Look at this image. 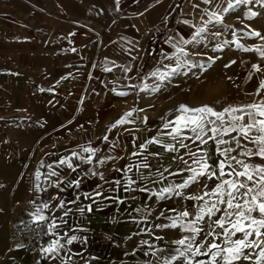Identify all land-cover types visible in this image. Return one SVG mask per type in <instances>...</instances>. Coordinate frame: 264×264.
Returning <instances> with one entry per match:
<instances>
[{"label":"crops","instance_id":"obj_1","mask_svg":"<svg viewBox=\"0 0 264 264\" xmlns=\"http://www.w3.org/2000/svg\"><path fill=\"white\" fill-rule=\"evenodd\" d=\"M71 1L72 8L44 11L47 21L60 19L65 38L54 45L33 38L16 54L27 61L18 78L36 96L21 106L23 122L34 117L41 129L25 207L47 220L56 237L43 250V264H207L218 251L212 244L234 247L230 241L245 239L229 232L238 217L226 215L233 210L219 202L229 199L224 181L256 188L235 173L246 164L258 180L254 170L264 167V158L224 157L219 141L228 131H209L217 122L204 134L175 123L181 105L194 107L187 99L178 103L179 90L166 87L172 77L162 74V60L170 65L175 57L154 52L155 45L163 49L165 36L160 2L145 9L143 0L119 7L114 0ZM69 10L75 19L61 23ZM179 35L175 30L171 37L174 48ZM54 56L67 61L57 73ZM51 114L58 121L52 131ZM221 185L223 196L217 194ZM236 197L234 204L250 200ZM247 239L258 243L255 234ZM248 248L255 260L258 247Z\"/></svg>","mask_w":264,"mask_h":264},{"label":"rangeland","instance_id":"obj_2","mask_svg":"<svg viewBox=\"0 0 264 264\" xmlns=\"http://www.w3.org/2000/svg\"><path fill=\"white\" fill-rule=\"evenodd\" d=\"M143 1L146 2L143 8L152 6L147 3L153 0ZM114 2L119 7L126 0ZM155 3L156 7L159 5L162 9L165 31L160 42L163 49L155 45V55L175 57V62L173 60L170 65L162 60V74L172 77L170 85L169 81L166 87L179 90L178 103L187 99L193 102L194 109L208 106L224 114L222 126L215 117H207V120L217 122L221 130L228 129L226 137L219 141L224 157L229 159L241 153H251V156L261 158L257 154L258 145L252 142L253 137L261 135L256 131L259 125L249 132L247 138L240 133L239 128L264 120L251 107L264 105V57L257 51H264V0H240L239 3L237 0H156ZM47 7L68 9L73 7V2L0 0V75L3 76L0 81V264H30L22 247L12 245L10 226L12 210L16 206L26 209V185L32 178L30 171L37 162V154L41 152L40 143L35 142L41 135V129L34 117L27 118L33 121L28 125L23 122L26 117L21 106L31 103L35 93L32 89H26L28 81L18 78L19 75L25 76L23 71L26 70L27 61L16 54L24 50L22 48L30 44L33 38L43 36L54 45L57 44V38L66 37V33L56 24L60 22L58 17H50L47 21L44 16ZM69 11V16L60 17L64 20L61 23L75 19L73 10ZM175 30L180 34L176 48L171 42ZM54 57L59 59L51 68L57 73L67 61L64 56ZM19 67L21 72H18ZM17 82L22 83L18 90ZM35 90L38 92V89ZM37 104H41L39 96ZM230 108H242L244 112L230 115L225 112V109ZM34 115L39 117L41 111H35ZM240 115L244 116L243 120H233V116ZM50 123L52 131L58 125L52 114ZM233 125L236 131L231 130ZM30 126L33 128L30 129ZM262 241L264 235L258 237V255L255 260L246 247L233 264H257L258 261L264 264L259 256L264 250ZM225 255L220 253L213 262L211 254L207 264H225L222 259Z\"/></svg>","mask_w":264,"mask_h":264},{"label":"snow or ice","instance_id":"obj_3","mask_svg":"<svg viewBox=\"0 0 264 264\" xmlns=\"http://www.w3.org/2000/svg\"><path fill=\"white\" fill-rule=\"evenodd\" d=\"M240 0H237V3H239ZM231 6V5H230ZM215 15V14H214ZM219 19V17H217ZM254 35L259 36V33H254ZM258 52H260V55L264 57V51H260L257 49ZM259 70V68H257ZM253 109H255L260 116L264 117V105H252ZM178 111L181 113V115L177 118L175 123L177 125H182L184 127L191 126V131L197 132L199 130V134H204L205 129L209 128V125L215 124V121L207 120V117L212 116L215 117L216 120L221 121V126L223 124V113H219L214 111L211 107L203 106L199 108H189L186 105H181L178 109ZM225 112L229 113L230 115L235 112H244V109L242 108H230L225 109ZM191 114V115H190ZM244 116H233L234 121L243 120ZM259 125V127H256V125ZM167 127V125H166ZM256 127V131L259 132L261 135L253 137L252 142L256 143L258 145V151L257 154L264 158V120H260L258 122L254 121V123H250L247 126H241L239 128L240 133L245 136L246 138L249 135V132ZM232 131H236L235 125L231 128ZM179 131V129H177ZM209 131H211L214 135L220 131V126L217 127H211L209 128ZM228 129H225V132H227ZM198 134L197 138H201V135ZM223 142V141H221ZM251 155V153H249ZM242 163V162H238ZM207 167V165H205ZM221 173L223 174L224 165H220ZM243 171L236 172L235 175L238 177H244L248 181H251L253 184L257 185L256 188L249 187L247 184H244L242 182L234 181V180H225L224 185H227L230 189L227 193L229 199L227 201L220 200V203H227L228 209H232V213H226V215H236L238 218L235 220V222L232 223L231 229H229V232L234 235L236 232H242L245 239H241L238 241H234L230 243H233L234 247H221L217 244H212L210 246L211 249H217V253L213 254V262L216 260V256L220 253H226L227 255L223 256L222 259L224 260L225 264H233V262L237 259H239L240 254L242 253V250L246 247H259L258 243H252L247 238L255 234L257 237H260L264 235V167H258L254 170V173L256 176L259 177L258 180L254 179L253 172H250L248 165H243ZM200 173H197L199 175ZM229 175H232V173H229ZM240 189H245L246 191L244 193H240ZM254 193V194H253ZM218 195L223 196L224 195V187L221 185L220 189H218L217 192ZM236 194H240L241 198L244 196H250V200H247L244 204H241L239 202L233 203L232 201L235 200ZM253 212H258L259 216H253ZM184 215H187V213H184ZM219 226L221 228L224 227V221H219ZM234 230V231H232ZM227 239V235H226ZM181 245L185 243L184 240L179 241ZM261 243H264L262 241ZM191 248V245H189V249ZM259 256L261 260H264V250H262L259 253ZM248 257H245L247 259ZM259 264V261L257 262Z\"/></svg>","mask_w":264,"mask_h":264},{"label":"built area","instance_id":"obj_4","mask_svg":"<svg viewBox=\"0 0 264 264\" xmlns=\"http://www.w3.org/2000/svg\"><path fill=\"white\" fill-rule=\"evenodd\" d=\"M16 207L12 210L10 241L22 247L30 264H43V250L52 247L56 237L47 220H38L30 210Z\"/></svg>","mask_w":264,"mask_h":264}]
</instances>
